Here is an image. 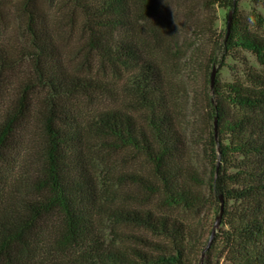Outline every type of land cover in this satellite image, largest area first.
<instances>
[{"label": "trees", "instance_id": "trees-1", "mask_svg": "<svg viewBox=\"0 0 264 264\" xmlns=\"http://www.w3.org/2000/svg\"><path fill=\"white\" fill-rule=\"evenodd\" d=\"M14 1L24 41L15 48L0 39V264H192V229L180 216L154 207L120 205L108 213L164 242L143 234L135 235L139 244L106 238L91 133L144 156L150 170L137 174L136 182L164 204L194 212L208 208L212 225L224 199L221 247L215 263L210 252L206 264H264V75L250 70L254 84L216 79L207 178L184 158L185 139L170 110L162 67L146 55L159 48L162 0H67L72 11L60 19L63 24L52 22L38 0ZM206 2L234 7V0ZM78 24L99 61L131 72L130 109H102L89 127L72 104L92 94L95 84L68 66L58 33ZM221 49L222 59L240 57L245 49L264 65V35L238 17ZM23 60L29 74L4 104L9 74Z\"/></svg>", "mask_w": 264, "mask_h": 264}, {"label": "rangeland", "instance_id": "rangeland-1", "mask_svg": "<svg viewBox=\"0 0 264 264\" xmlns=\"http://www.w3.org/2000/svg\"><path fill=\"white\" fill-rule=\"evenodd\" d=\"M49 19L57 23L62 17L66 20L71 14L67 0H38ZM163 7L157 16L159 23V48L148 52L162 67L168 86L169 106L177 125L185 139L186 154L184 158L191 163L201 176L211 174L212 155L208 145L211 128L210 101L213 97L211 74L216 68V77L222 81H234L241 78L254 84L249 71L254 70L264 75V65L252 51L243 49L240 57L227 55L222 57L221 43L227 32L228 19L232 6L211 4L206 0H162ZM237 9L233 13V21L238 17L254 31L264 35V0H237ZM79 11L73 16L77 17ZM14 0H0V24L6 31H0V39L5 38L15 48L24 41L21 21ZM58 30L62 52L68 66L81 75L93 79L92 94L75 98L74 107L80 122L89 127L97 112L102 109L120 106L130 109L132 99L128 90L129 70L110 67L99 61V57L83 40L80 25ZM248 70V75H247ZM30 64L23 60L20 67L9 74L7 98L17 94L21 80L29 74ZM140 120L143 113L133 111ZM36 131L39 127L36 125ZM89 147L94 170L101 184L102 202L106 212L100 215V226L106 238L116 244H139L137 234L164 242L161 236L134 226L117 221L109 208L120 205L154 207L159 211L180 216L192 229L194 236L189 243L192 264H206L211 252L215 256L221 247L219 233L224 228L222 212L214 213V223L210 225L213 212L208 208L202 212L185 210L180 206H171L158 200L157 196L147 192L135 176L147 174L150 164L144 156L131 147H116L109 139L91 133ZM222 203V202H221ZM207 211V212H206ZM213 216V215H212ZM220 224L217 225V219ZM216 226L213 241L208 245ZM207 242V244H205ZM212 257V256H211Z\"/></svg>", "mask_w": 264, "mask_h": 264}, {"label": "water", "instance_id": "water-1", "mask_svg": "<svg viewBox=\"0 0 264 264\" xmlns=\"http://www.w3.org/2000/svg\"><path fill=\"white\" fill-rule=\"evenodd\" d=\"M237 5V0H234V7L232 10H230V14H229V19H228V28H227V33L229 34L230 30H231V26H232V23H233V13L235 11V7ZM211 81H212V88L215 86V83H216V68L213 69L212 71V74H211ZM216 126H217V120H216ZM223 208H224V199L222 198V210L221 212H223ZM220 224V218L217 219V225ZM216 233V226L214 228V231H213V234L209 240V243L208 245H210L213 241V238H214V235Z\"/></svg>", "mask_w": 264, "mask_h": 264}]
</instances>
